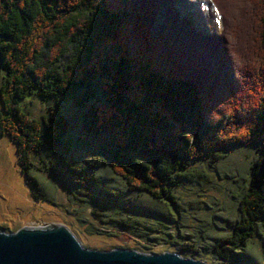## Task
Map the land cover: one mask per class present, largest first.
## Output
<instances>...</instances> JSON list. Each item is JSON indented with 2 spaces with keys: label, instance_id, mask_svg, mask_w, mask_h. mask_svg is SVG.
Listing matches in <instances>:
<instances>
[{
  "label": "trees",
  "instance_id": "16d2710c",
  "mask_svg": "<svg viewBox=\"0 0 264 264\" xmlns=\"http://www.w3.org/2000/svg\"><path fill=\"white\" fill-rule=\"evenodd\" d=\"M164 1L0 0V136L17 145L18 165L36 197L44 188L34 156L48 157L47 169L68 192L103 202L109 221L131 231L148 227L150 216L139 214L123 189L104 184L98 163L59 162L78 144L65 138L75 117L53 105L42 119L32 117L24 105L29 97L72 102L85 136L105 140L103 164L127 190L171 205L172 189L190 179L194 165L256 145L240 215L214 247L227 263L243 264L264 226V0H240L235 40L242 35L251 45L243 62L229 46L228 0H213L223 28L210 34L181 8L166 17Z\"/></svg>",
  "mask_w": 264,
  "mask_h": 264
},
{
  "label": "rangeland",
  "instance_id": "374dc122",
  "mask_svg": "<svg viewBox=\"0 0 264 264\" xmlns=\"http://www.w3.org/2000/svg\"><path fill=\"white\" fill-rule=\"evenodd\" d=\"M226 4L232 22V35L228 36L231 45L226 44L232 51H237L236 56L243 62L250 56L248 49L251 45L248 41L243 42L242 35L235 40L236 28H240L237 17L240 14V0L237 3L228 0ZM162 8L166 17L169 12L171 15L180 8L186 13L190 11L188 16L207 34L218 33L223 28L210 0H166ZM156 14L158 18H165L164 13ZM168 19H171L170 16ZM4 75L0 68V86ZM97 95L99 101L106 102L102 89ZM24 105L30 115L37 119H42L48 113L50 105L61 109L69 118L75 117L65 138H72L78 144H71L70 149L62 153L59 162L76 160L81 165L98 163L104 184L123 189V194L130 199L134 209L140 206L139 214L150 216L147 218L149 224L145 225L148 226L146 228L136 225L131 231L122 224L109 221L102 210L103 202H87L83 195L75 196L76 190L73 193L66 190L64 181L47 169L50 165L48 157H44L47 161L44 162L34 156V173L44 188V195L36 197L18 165L17 145L8 136H0V231L10 233L44 223L62 224L68 226L81 244L89 249H131L150 254L170 251L207 264H240L237 260L227 263L219 257L214 247L219 238L227 237L232 232L240 215V200L248 185L250 167L259 156L256 145H238L226 152L218 162L207 159L194 165L190 179L172 189L175 203L171 205V200L167 198L159 200L143 192L131 193L127 190L111 167L103 164L100 152L106 153L105 140L98 136H85L81 114L72 102H46L31 96ZM0 111H3L1 98ZM169 205L174 209V216L169 214ZM167 216L171 220L166 219ZM246 252L248 256L242 257L243 264H264L263 225L259 234L249 242Z\"/></svg>",
  "mask_w": 264,
  "mask_h": 264
},
{
  "label": "water",
  "instance_id": "95a60500",
  "mask_svg": "<svg viewBox=\"0 0 264 264\" xmlns=\"http://www.w3.org/2000/svg\"><path fill=\"white\" fill-rule=\"evenodd\" d=\"M0 264H207L179 253H143L131 249L85 248L72 230L44 223L16 232L0 231Z\"/></svg>",
  "mask_w": 264,
  "mask_h": 264
}]
</instances>
